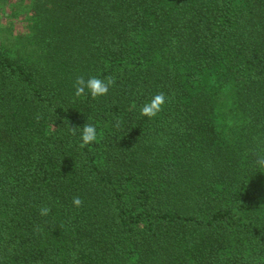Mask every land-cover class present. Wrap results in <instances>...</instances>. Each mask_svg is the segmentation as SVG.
<instances>
[{"label": "trees", "instance_id": "1", "mask_svg": "<svg viewBox=\"0 0 264 264\" xmlns=\"http://www.w3.org/2000/svg\"><path fill=\"white\" fill-rule=\"evenodd\" d=\"M27 2L0 43V264H264V0ZM91 77L108 93L76 96Z\"/></svg>", "mask_w": 264, "mask_h": 264}, {"label": "clouds", "instance_id": "2", "mask_svg": "<svg viewBox=\"0 0 264 264\" xmlns=\"http://www.w3.org/2000/svg\"><path fill=\"white\" fill-rule=\"evenodd\" d=\"M110 84L111 81L106 82L96 77H91L87 80L79 78L75 84V95L81 96L90 94L93 98L101 97L108 93ZM166 99L163 93L154 95L151 100L142 105L140 108V115L149 119L156 117L165 107ZM99 136L100 133L95 126L92 124L83 125L81 134L83 144L96 142ZM73 204L79 206L81 200L75 198ZM48 211L47 208H42L41 215H47Z\"/></svg>", "mask_w": 264, "mask_h": 264}, {"label": "rangeland", "instance_id": "3", "mask_svg": "<svg viewBox=\"0 0 264 264\" xmlns=\"http://www.w3.org/2000/svg\"><path fill=\"white\" fill-rule=\"evenodd\" d=\"M27 4V0H0L1 44L10 46L14 39L26 35V10L24 7Z\"/></svg>", "mask_w": 264, "mask_h": 264}]
</instances>
